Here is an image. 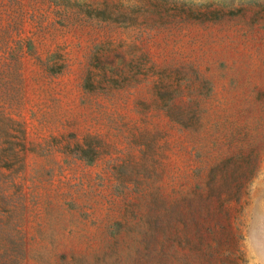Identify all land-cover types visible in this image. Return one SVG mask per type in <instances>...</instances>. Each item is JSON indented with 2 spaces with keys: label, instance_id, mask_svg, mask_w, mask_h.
Here are the masks:
<instances>
[{
  "label": "rangeland",
  "instance_id": "rangeland-1",
  "mask_svg": "<svg viewBox=\"0 0 264 264\" xmlns=\"http://www.w3.org/2000/svg\"><path fill=\"white\" fill-rule=\"evenodd\" d=\"M264 264V0H0V264Z\"/></svg>",
  "mask_w": 264,
  "mask_h": 264
},
{
  "label": "trees",
  "instance_id": "trees-1",
  "mask_svg": "<svg viewBox=\"0 0 264 264\" xmlns=\"http://www.w3.org/2000/svg\"><path fill=\"white\" fill-rule=\"evenodd\" d=\"M217 261H218V258H217V259H214V258H213V260L210 259V260L205 261V262H203V263H201V264H218Z\"/></svg>",
  "mask_w": 264,
  "mask_h": 264
}]
</instances>
